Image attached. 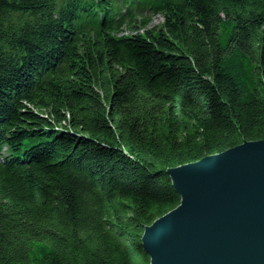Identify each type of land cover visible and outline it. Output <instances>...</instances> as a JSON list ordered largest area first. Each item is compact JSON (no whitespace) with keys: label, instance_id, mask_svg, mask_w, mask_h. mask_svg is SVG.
<instances>
[{"label":"trees","instance_id":"16d2710c","mask_svg":"<svg viewBox=\"0 0 264 264\" xmlns=\"http://www.w3.org/2000/svg\"><path fill=\"white\" fill-rule=\"evenodd\" d=\"M136 1L0 0V264H150L167 170L264 140V0Z\"/></svg>","mask_w":264,"mask_h":264},{"label":"water","instance_id":"95a60500","mask_svg":"<svg viewBox=\"0 0 264 264\" xmlns=\"http://www.w3.org/2000/svg\"><path fill=\"white\" fill-rule=\"evenodd\" d=\"M167 174L181 202L145 228L150 264H264V140Z\"/></svg>","mask_w":264,"mask_h":264},{"label":"bare ground","instance_id":"6f19581e","mask_svg":"<svg viewBox=\"0 0 264 264\" xmlns=\"http://www.w3.org/2000/svg\"><path fill=\"white\" fill-rule=\"evenodd\" d=\"M153 1H155V0H152V2ZM144 2V0H137L135 3H133V7H135L137 10H138V12H141L142 10H144V8H143V3ZM145 5H147L146 3H145ZM153 7H155V4L153 5ZM153 7H152V9L151 10H153ZM149 16L150 17H152L153 19L155 18V17H157V16H159V15H154L153 13H151V14H149ZM161 17V16H160ZM162 18V17H161ZM152 19V20H153ZM153 22V21H152Z\"/></svg>","mask_w":264,"mask_h":264},{"label":"rangeland","instance_id":"374dc122","mask_svg":"<svg viewBox=\"0 0 264 264\" xmlns=\"http://www.w3.org/2000/svg\"><path fill=\"white\" fill-rule=\"evenodd\" d=\"M163 22V19L160 16H157L153 19L152 25H160Z\"/></svg>","mask_w":264,"mask_h":264}]
</instances>
